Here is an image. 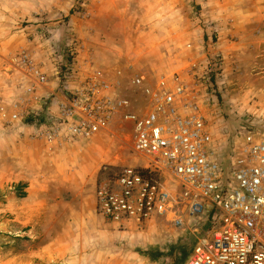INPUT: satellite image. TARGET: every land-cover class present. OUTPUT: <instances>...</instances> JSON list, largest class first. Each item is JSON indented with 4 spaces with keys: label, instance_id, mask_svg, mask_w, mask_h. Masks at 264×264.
<instances>
[{
    "label": "rangeland",
    "instance_id": "1",
    "mask_svg": "<svg viewBox=\"0 0 264 264\" xmlns=\"http://www.w3.org/2000/svg\"><path fill=\"white\" fill-rule=\"evenodd\" d=\"M22 42L32 50L20 53L40 68L60 57L57 84L71 70L120 80L130 111L143 99L128 79L165 62L182 65L178 72L195 64L219 160L231 166L246 132L264 142V0H0V85L11 80L9 100L24 75L4 73L5 54ZM35 118L10 129L0 122V264L186 263V232L160 220L112 224L95 211L100 181L144 163L128 122L115 118L107 131L58 149L31 137Z\"/></svg>",
    "mask_w": 264,
    "mask_h": 264
},
{
    "label": "built area",
    "instance_id": "2",
    "mask_svg": "<svg viewBox=\"0 0 264 264\" xmlns=\"http://www.w3.org/2000/svg\"><path fill=\"white\" fill-rule=\"evenodd\" d=\"M16 62L32 84L25 100L0 107L3 127L36 117L31 137L60 149L107 131L115 118L130 124L132 149L144 163L124 165L96 185L95 211L103 220H164L193 239L185 264H264V142L246 132L231 166L219 160L200 108L195 64L154 86L140 74L128 79L143 99L130 111L120 80L71 70L50 90L28 54ZM39 87L47 95L38 98ZM38 102L35 113L31 103Z\"/></svg>",
    "mask_w": 264,
    "mask_h": 264
},
{
    "label": "crops",
    "instance_id": "3",
    "mask_svg": "<svg viewBox=\"0 0 264 264\" xmlns=\"http://www.w3.org/2000/svg\"><path fill=\"white\" fill-rule=\"evenodd\" d=\"M30 50H32V47L30 46V44H27L26 42H22L18 46L13 47L10 50H7L8 52H6L7 54H5V55L11 56V62H10V60L9 61L7 60L8 62L6 61L5 64H6V67H7L8 70L4 71V73L7 74V75H10L11 78L12 77L15 78L14 76H16V74L24 75V77H23L24 78V83L23 84L22 83H20V84L17 83L15 85V87H17V89L20 90V93H16L14 95L13 99L12 100H9L8 97L5 96V95H6V93H8V89H6V88H8V85L11 82V80L8 83V85H4V83L7 82L8 80H6L5 82H2L1 85H0V87H1L0 88V107L9 108V107L12 106V104L14 102L21 101V100H25L29 96L25 91L29 87V85L32 84V81L25 74H23V72H21L20 70L19 71L17 70L18 67H16V66L18 65V63L16 64V61H17V57L16 56L19 55L21 51L30 52ZM50 56H51L50 59L47 58L48 60H47L46 64H45V62H44L45 65L42 64L41 69L43 70L44 73L47 74V76L49 78V83L47 84V86L51 84L52 88H50V89H53L54 86H55V84L57 85V82L54 81V78L56 77V74H57V66L58 67L60 66L59 65V62H58V61H60L59 60L60 57L57 58V57H52V55H50ZM13 59L15 60V62H14ZM49 63H50V67H48V64ZM165 63H162L160 67H156V69L152 70V73L147 74V77L144 76V78H145V84L146 85H148V86H154V85L157 84V82L160 80V78L162 76L168 75V74H172L174 72H178V69H180L182 67V65H175L173 63H171V64L170 63H166L165 64ZM15 64H16V66H15ZM54 65H55V69H54ZM121 72L116 71L115 72L116 76L114 75L113 78H119L120 75L118 76L117 74H119V73L121 74ZM116 80H118V79H116ZM67 86L70 87V86H73V84L68 83ZM37 89L38 90L35 93V95L38 98H40L43 95H47V93H46V91H45L44 88H41V89L37 88ZM6 102H8V103L6 104ZM31 105H32V107L33 106H37L36 103H31ZM28 139L31 141V143L36 144L35 142H33V140H31L30 137ZM64 150L65 149H61L59 151L56 150V151H54L55 152L54 155L61 154ZM68 151H71V150H66L65 152H68ZM45 152H47L46 149L43 151V154H45ZM75 153H74V155H75ZM46 155H44V157L45 158H48V155L47 156ZM52 162L53 161L50 158L49 163H52ZM75 162L78 163V160H76ZM87 164H88V162H87ZM87 164L79 163L77 166L80 167L81 170L83 171L84 168H85L84 165L87 166ZM78 174L81 175V176L83 175L81 172L78 173ZM94 192H95V189H94ZM157 220H160V221L165 222L164 220H161V219H157Z\"/></svg>",
    "mask_w": 264,
    "mask_h": 264
},
{
    "label": "trees",
    "instance_id": "4",
    "mask_svg": "<svg viewBox=\"0 0 264 264\" xmlns=\"http://www.w3.org/2000/svg\"><path fill=\"white\" fill-rule=\"evenodd\" d=\"M213 76H214V74L213 73H210V78L211 79L213 78ZM21 196H23V194Z\"/></svg>",
    "mask_w": 264,
    "mask_h": 264
}]
</instances>
